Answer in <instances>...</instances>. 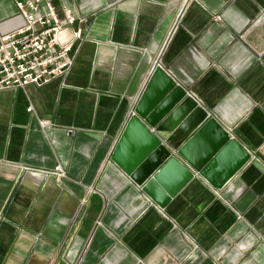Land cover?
Instances as JSON below:
<instances>
[{
  "label": "crops",
  "instance_id": "obj_1",
  "mask_svg": "<svg viewBox=\"0 0 264 264\" xmlns=\"http://www.w3.org/2000/svg\"><path fill=\"white\" fill-rule=\"evenodd\" d=\"M50 1L84 35L66 75L0 90V264H264V0ZM158 66L234 141L213 181L250 155L165 207L111 161Z\"/></svg>",
  "mask_w": 264,
  "mask_h": 264
},
{
  "label": "water",
  "instance_id": "obj_2",
  "mask_svg": "<svg viewBox=\"0 0 264 264\" xmlns=\"http://www.w3.org/2000/svg\"><path fill=\"white\" fill-rule=\"evenodd\" d=\"M209 117V112L158 66L127 119L111 161L162 207L198 175L220 189L250 155L242 152L241 160L224 179L213 181L207 174L212 160L234 141Z\"/></svg>",
  "mask_w": 264,
  "mask_h": 264
},
{
  "label": "built area",
  "instance_id": "obj_3",
  "mask_svg": "<svg viewBox=\"0 0 264 264\" xmlns=\"http://www.w3.org/2000/svg\"><path fill=\"white\" fill-rule=\"evenodd\" d=\"M15 5L24 23L0 34V90L41 87L66 75L74 43L83 39V29L75 25L84 19L68 8L59 12L50 0H16ZM55 173L62 175L59 167Z\"/></svg>",
  "mask_w": 264,
  "mask_h": 264
},
{
  "label": "rangeland",
  "instance_id": "obj_4",
  "mask_svg": "<svg viewBox=\"0 0 264 264\" xmlns=\"http://www.w3.org/2000/svg\"><path fill=\"white\" fill-rule=\"evenodd\" d=\"M83 33H84V31H83ZM84 35V34H83Z\"/></svg>",
  "mask_w": 264,
  "mask_h": 264
}]
</instances>
